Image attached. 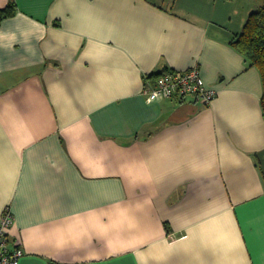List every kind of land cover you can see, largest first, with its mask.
Returning a JSON list of instances; mask_svg holds the SVG:
<instances>
[{
  "label": "crops",
  "instance_id": "0c3cea01",
  "mask_svg": "<svg viewBox=\"0 0 264 264\" xmlns=\"http://www.w3.org/2000/svg\"><path fill=\"white\" fill-rule=\"evenodd\" d=\"M13 1L0 216L18 264H264L263 90L238 32L206 0ZM192 67L209 104L147 102V75Z\"/></svg>",
  "mask_w": 264,
  "mask_h": 264
},
{
  "label": "built area",
  "instance_id": "2783aa9c",
  "mask_svg": "<svg viewBox=\"0 0 264 264\" xmlns=\"http://www.w3.org/2000/svg\"><path fill=\"white\" fill-rule=\"evenodd\" d=\"M143 91L147 96V102L191 95L201 104L207 105L217 95L216 89L204 82L197 67L185 71H168ZM12 223L13 214L10 207L6 206L0 216V264H18L19 258L23 255V250L10 241L9 230Z\"/></svg>",
  "mask_w": 264,
  "mask_h": 264
},
{
  "label": "trees",
  "instance_id": "16d2710c",
  "mask_svg": "<svg viewBox=\"0 0 264 264\" xmlns=\"http://www.w3.org/2000/svg\"><path fill=\"white\" fill-rule=\"evenodd\" d=\"M15 11L14 1L8 0L6 6L0 9V23L12 16ZM229 44L245 58L249 65L256 67L260 73L263 90L260 107L264 117V0L259 9L249 13L242 29L229 39ZM166 72L168 71L151 73L147 77L153 78L152 84H154L156 79Z\"/></svg>",
  "mask_w": 264,
  "mask_h": 264
},
{
  "label": "rangeland",
  "instance_id": "374dc122",
  "mask_svg": "<svg viewBox=\"0 0 264 264\" xmlns=\"http://www.w3.org/2000/svg\"><path fill=\"white\" fill-rule=\"evenodd\" d=\"M159 2H164V6L170 8L174 0ZM262 2L263 0H206V5L208 11H211V13L208 12V14H211L216 20L219 16V24L225 26L230 32H239L242 29L249 11L251 13L253 10L259 9ZM181 8L179 9L184 10V7L181 6ZM198 17L197 15V18Z\"/></svg>",
  "mask_w": 264,
  "mask_h": 264
}]
</instances>
